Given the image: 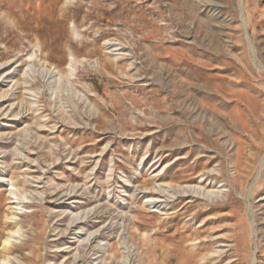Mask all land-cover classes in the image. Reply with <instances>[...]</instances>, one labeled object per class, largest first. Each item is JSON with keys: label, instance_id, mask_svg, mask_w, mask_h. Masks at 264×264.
<instances>
[{"label": "rangeland", "instance_id": "rangeland-1", "mask_svg": "<svg viewBox=\"0 0 264 264\" xmlns=\"http://www.w3.org/2000/svg\"><path fill=\"white\" fill-rule=\"evenodd\" d=\"M4 63L0 264H264V0H0Z\"/></svg>", "mask_w": 264, "mask_h": 264}, {"label": "bare ground", "instance_id": "bare-ground-1", "mask_svg": "<svg viewBox=\"0 0 264 264\" xmlns=\"http://www.w3.org/2000/svg\"><path fill=\"white\" fill-rule=\"evenodd\" d=\"M109 45V44H108ZM108 48V47H107ZM118 50V49H117ZM112 51V50H111ZM109 53H111V52H109ZM28 59L29 60H42V58H38L37 56H35L34 58H33V55L32 56H29L28 57ZM47 62V61H46ZM10 63H12V62H10ZM10 63H4V64H2V65H0V69H2V68H4V67H7ZM42 65V64H41ZM20 66V65H19ZM43 67V66H42ZM27 69H28V71H31L32 70V65L30 66H28L27 67ZM25 71V70H24ZM15 72H17V69H9V70H7V71H5V73L2 75V76H0V84H3V83H5L6 81H8V80H11L12 79V77H13V74L15 73ZM27 72V71H26ZM46 72H49V71H47L46 70ZM58 75H60V72L59 71H57L56 72ZM48 74V73H47ZM40 75V74H39ZM50 74H48V76H49ZM25 76V75H24ZM31 78V77H30ZM60 78V77H59ZM28 79V78H27ZM49 80V79H48ZM26 82V81H25ZM24 82V83H25ZM23 83V82H22ZM21 85V84H20ZM20 87V86H19ZM15 88V87H14ZM12 90H13V88L12 89H8V94L7 95H9V94H11L12 95ZM14 93V92H13ZM3 95V94H2ZM4 97V96H3ZM39 169V168H38ZM37 170V169H36ZM39 171V170H38ZM40 173H42V172H40ZM39 179V178H38ZM40 180V179H39ZM189 187V186H188ZM190 188V187H189ZM189 188H183L182 189V192L185 194V193H189L191 190H188ZM195 188H197V187H195ZM201 189V188H200ZM194 190V189H193ZM9 191V193H10V195H16L14 192H13V189H9L8 190ZM200 192V191H199ZM175 193V192H174ZM179 193V192H178ZM194 193H196V191H194ZM200 194V193H199ZM213 194V193H212ZM168 195V194H167ZM178 195V194H177ZM204 195V194H203ZM215 195V194H214ZM219 195V194H218ZM215 196H217V195H215ZM162 197V196H161ZM171 196H169V198H170ZM12 198H8V202L11 200ZM161 198H160V195H158L154 200L153 199H151L149 202H150V204H154V205H158L159 207L160 206H163L164 208H166L167 207V205H168V198H164L163 197V200H160ZM17 203V202H16ZM8 204H15V203H13V202H9ZM18 205V204H17ZM16 206V205H15ZM11 209H15V208H11ZM16 210V209H15ZM5 219L7 220V223L5 224V228L7 229H9V227L11 226V229H9V230H7V232H6V234H4V238H3V240L1 241V250L7 255V256H5L4 255V257L1 259V260H9L10 258H9V254L11 253V248H13V241H11L12 239H15L16 240V234H19L20 232H19V229L17 228L15 231H13L12 229H14V227H17L18 226V224H17V222L16 221H13L14 220V215L11 213L10 214V217H5ZM80 222H83V220H79ZM78 222H77V219L76 220H74L73 222H70L69 223V226H68V229L69 228H71V227H74L76 224H77ZM79 224V223H78ZM20 227H22V226H20ZM73 229V228H72ZM77 242V241H76ZM2 257V256H1ZM76 260H77V257L73 260V263L75 264L76 263Z\"/></svg>", "mask_w": 264, "mask_h": 264}]
</instances>
